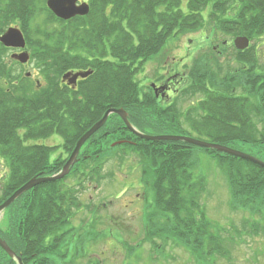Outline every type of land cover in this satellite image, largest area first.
<instances>
[{"label": "trees", "instance_id": "1", "mask_svg": "<svg viewBox=\"0 0 264 264\" xmlns=\"http://www.w3.org/2000/svg\"><path fill=\"white\" fill-rule=\"evenodd\" d=\"M45 1L0 0V35L10 27L20 28L38 75L33 85L29 77L21 79L15 63L6 60L9 49L0 43V156L8 166L0 204L30 178L57 173L62 162L52 165L54 147L40 143L44 138L59 135L64 153L69 154L108 108H123L129 122L146 134L174 128L180 114L175 102L161 105L136 78L170 37L202 28L210 21L214 25L208 28L210 32L242 34L250 39L264 36V0H187L185 10L182 0H88L89 13L69 20L54 16ZM78 70L92 73L75 87L61 83V74ZM198 77L207 80L204 74ZM212 83L214 87L223 85V80L215 78ZM263 96L264 84L261 99ZM229 106L219 97L202 102L194 110L184 111L186 125L208 142L264 145V131L254 139L257 131L253 125L231 124L229 114L237 111ZM241 118H248L246 112ZM118 140L124 142L112 148L110 144ZM84 145L68 175L29 189L6 208L17 205L21 216L12 219L0 235L20 251L23 264H60L56 259L51 263L47 256L56 254V246L61 253L62 243L72 233H80L71 220L81 203L71 192L73 186L65 185L66 179L72 177L78 186L86 181L100 182L103 166L117 152V156L133 153L143 160V189L152 193L151 202L143 205L144 240L131 249L144 241L151 243L152 250L163 245L182 246L197 264H213V253L228 257L227 250L211 246L218 243L209 242L214 237L206 218L197 219L204 217L197 196L204 179L193 178L194 149L224 168L232 206L249 209L243 203L250 201L258 204L254 206L258 212L264 207V168L182 141L136 138L116 115ZM72 258L64 264H73Z\"/></svg>", "mask_w": 264, "mask_h": 264}, {"label": "rangeland", "instance_id": "2", "mask_svg": "<svg viewBox=\"0 0 264 264\" xmlns=\"http://www.w3.org/2000/svg\"><path fill=\"white\" fill-rule=\"evenodd\" d=\"M182 1L181 8L185 10L187 0ZM212 24L211 21L206 22L202 28L189 29L186 32L170 37L161 50L144 65L143 71L137 74L136 78L139 80V84L143 88L149 89L148 83L151 77L148 74L149 70H152L154 73L158 72L161 68L164 71L162 78L170 75L173 72L169 64L172 59L175 63L182 62L183 68L175 70L179 75L182 73L187 74L186 78H188V70L193 62L197 60L207 62L209 60L205 65L206 68L203 67L204 62H199L200 70L197 68L196 76L204 74L207 78V83L211 87L214 85L212 81L215 78L221 82L225 75L230 74L227 71L226 65L235 66L233 61H224L225 56L229 54L231 48L226 44L223 47L221 40H233L235 36H225L223 33L216 31L210 32L211 29L208 28H211ZM258 38L260 36L250 39V43L255 45L256 40H261ZM257 50L260 51L257 54L258 61L264 67V54L262 55L264 46L262 45ZM13 53H20V51L16 49H9L7 51L6 60L10 64V55ZM191 54L193 58L189 56ZM15 67L21 71V79L26 77L24 75L26 72H29L30 85H33L32 80H35L38 76L35 70L34 59L29 60L25 67L19 66L17 63H15ZM186 78L185 84L182 83V85L188 86L189 81ZM16 82L19 83V80H16ZM22 86H26L25 83ZM152 95L154 96V94ZM176 98L172 99L171 96L168 101L169 103L174 101L180 112L179 117L174 120L176 126L172 129L160 130L157 134L189 136L204 141L206 138L196 137V134L189 130L190 126L188 127L185 122L187 118L184 111L191 105L190 95L185 100H180L179 102H177ZM262 100L259 101L260 108ZM159 102L163 106L168 103ZM261 109L263 110V108ZM111 115L115 114H110L107 119ZM191 117L194 118V116ZM253 118L255 122L254 127L257 131L254 139H259V134L264 131V116L256 113V116ZM188 130L190 133H188ZM44 139L40 143L55 146L50 153V158L51 161L56 162L57 159L55 160L53 157L62 154L63 151L61 137L54 134ZM224 146L236 149L264 162V145L231 141L228 145ZM85 148L84 145L81 147V150L83 151ZM118 154L119 152L103 166L102 175L103 177L106 175V177L101 179L99 183L97 182L99 185L96 182L86 181L81 187L72 189L76 192L75 196L80 200L81 206L76 210L71 224L80 232L75 234L84 237V248L77 252L78 254H74L73 250H70L68 254L70 259L73 255H76L72 258V263L91 264L94 261H98V264H197L198 261L189 252H186L182 246L167 248L170 259L162 258L159 253L154 254L157 256V259H152V255L149 253L151 243L146 241L139 248L132 249V252H134L133 256L127 253L126 247L129 248L134 244L137 245V243L144 240L143 205L145 207L148 202H151L152 193L146 187L143 189L141 181L143 180L141 176V170L143 169L141 164L143 160L133 153L123 157L121 155L117 156ZM61 156L65 159V154ZM194 156L197 159L194 158L193 178L194 180L204 179V183L206 184L197 193L198 203L200 208H203L202 211L204 213V217L200 215L201 218L197 217V219L202 220V218H206L209 223L208 230L210 231V236L214 237L209 242L214 241L218 243V245L212 243L211 246L215 250L219 246L228 251V257L213 253L211 261H213V264H264V207L258 212L254 208L258 204L250 201L243 203L247 204L249 209L240 208L241 205L239 207L232 206L230 204L231 189L224 174L225 170L221 164H218L212 157L200 150L196 151L194 149ZM63 162L64 160H62ZM60 166L62 167L63 164ZM60 169L59 167L57 173ZM7 173V163L0 156V199ZM73 183L72 177H69L65 181V185L67 186H71ZM262 200L263 202L261 203H264V198ZM251 207H253L255 212H253ZM20 216L21 211H19L17 205L0 212V230L6 232L9 222ZM86 231H90L91 233H86ZM58 262L64 264L62 259L58 260ZM43 264H46V262ZM210 264L212 263L210 262Z\"/></svg>", "mask_w": 264, "mask_h": 264}, {"label": "flooded vegetation", "instance_id": "3", "mask_svg": "<svg viewBox=\"0 0 264 264\" xmlns=\"http://www.w3.org/2000/svg\"><path fill=\"white\" fill-rule=\"evenodd\" d=\"M261 40H256L255 45L250 43L244 48V49H237L234 45L233 40L223 39L221 42L228 45L231 48V51H229V54L225 56L224 61H233L235 66L226 65L227 71L230 73L229 75H225L223 77V85L219 86H213L211 87L206 79L199 78L196 76L197 68L200 70V63L204 62L203 67L208 63V61H195L193 62L192 66L188 70V78H186L187 74L182 73L181 75L178 74L176 71L177 69H182L183 64L175 63L172 59L170 61V67H172L173 72L170 75H167L166 77L162 78L164 71L160 68L158 72H152V70L148 71V74L150 77L149 89L146 92L149 94L152 92L154 94V97L161 102L167 103L170 100V97L176 98L177 102L180 100H185L188 95L191 97V105L185 109V111L189 108L191 110H194L196 105L199 106L202 102H212L213 99L216 97L221 98L223 101H225L227 104H230L228 109H234L237 112H232L235 114H229L233 122L231 124H243L246 122L249 125H255L254 122V116H256V113L260 115V103L262 99L261 106L264 101V96L261 99L260 93H261V86L264 84V67L259 63L258 61V51L257 49L260 48L262 45L264 46V36H260ZM226 50V49H224ZM19 51V50H17ZM264 54V51L262 55ZM193 58V55H189ZM208 57V56H205ZM198 58V57H197ZM196 60V59H195ZM258 61V62H257ZM28 63L21 64L22 67L27 66ZM167 66V65H166ZM206 68V67H205ZM176 69V70H175ZM169 73V71H167ZM194 75V76H193ZM197 77L199 79H197ZM185 78L189 81V85H182V83L185 84ZM81 79L78 78L76 81V84ZM199 80V82H197ZM187 81V82H188ZM67 87L70 85L66 84V81L61 82ZM202 83V84H200ZM147 84V85H148ZM234 84V85H233ZM76 86V85H75ZM74 86V87H75ZM182 86V87H181ZM157 88V90L154 91V89ZM171 93H173L171 95ZM169 104V102L167 103ZM263 108V106H262ZM244 112H246V115L248 116L247 119L241 118V116L244 115ZM226 122V119L225 121ZM47 145V144H46ZM57 155L53 158H56ZM55 164H58V162H54ZM59 246H56V249L53 251L56 252V254H52L47 256L48 258L53 259H62L63 261L68 259V251L69 248L65 246V243L61 246V253L57 252ZM12 248V247H11ZM12 250L16 253L17 256L21 258V253L19 250L12 248ZM61 254V255H60ZM27 257V256H24ZM17 264L14 262V259H12L8 254H6L1 248H0V264Z\"/></svg>", "mask_w": 264, "mask_h": 264}, {"label": "water", "instance_id": "4", "mask_svg": "<svg viewBox=\"0 0 264 264\" xmlns=\"http://www.w3.org/2000/svg\"><path fill=\"white\" fill-rule=\"evenodd\" d=\"M77 2L78 0H46V6L57 18L62 20H69L76 16H85L89 12V5L87 3L82 2L78 4ZM0 43L4 47L21 48V49L25 47V39L23 37L22 32L17 27H10L2 35H0ZM234 45L237 49L240 50L244 49L248 45V39L244 36H238L234 39ZM11 58L19 61L20 63H24L28 60V53L24 51L19 54H12ZM90 73H91L90 71L76 72L74 74L66 73L63 75V80L67 79L68 84H75L76 79L78 77L84 78ZM263 107H264V102H263ZM110 114L117 115L123 122L124 126L128 129V131H130L133 135H135L136 137L142 140L183 141L185 143L197 147L213 149L215 151L225 153L233 157L244 159L264 168V162L259 160L258 158L224 145L201 141L198 139L191 138L189 136L165 135V134L150 135V134L142 133L130 124L127 118V113L122 108H110L104 112V114L98 121H96L85 133H83L79 137L72 152L70 153L68 159L66 160L60 172L50 176L38 175L30 178L27 182H25L22 186L16 189L5 201H3L0 204V212L5 210L15 199H17L20 195H22L24 192L28 191L29 189L42 183L59 180L63 178L65 175H67L69 173L70 167L77 161V155L83 143L98 129H100V127L103 126L107 117ZM0 248L6 254H8V256L14 259V261L17 264H22L20 257L16 256V254L10 249V247L1 237H0Z\"/></svg>", "mask_w": 264, "mask_h": 264}]
</instances>
